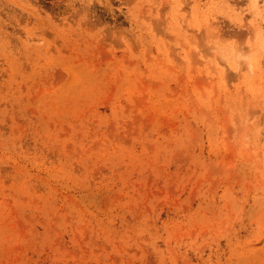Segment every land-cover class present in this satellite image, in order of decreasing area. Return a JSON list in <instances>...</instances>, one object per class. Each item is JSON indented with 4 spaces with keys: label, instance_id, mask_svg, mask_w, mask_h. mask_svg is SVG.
I'll return each mask as SVG.
<instances>
[{
    "label": "rangeland",
    "instance_id": "1",
    "mask_svg": "<svg viewBox=\"0 0 264 264\" xmlns=\"http://www.w3.org/2000/svg\"><path fill=\"white\" fill-rule=\"evenodd\" d=\"M0 264H264V0H0Z\"/></svg>",
    "mask_w": 264,
    "mask_h": 264
}]
</instances>
